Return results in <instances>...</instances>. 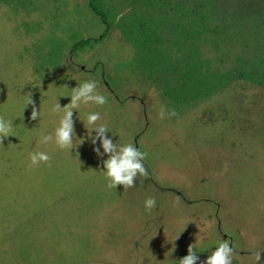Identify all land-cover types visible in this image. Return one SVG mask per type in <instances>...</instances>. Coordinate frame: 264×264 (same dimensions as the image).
Returning a JSON list of instances; mask_svg holds the SVG:
<instances>
[{
  "label": "rangeland",
  "instance_id": "1",
  "mask_svg": "<svg viewBox=\"0 0 264 264\" xmlns=\"http://www.w3.org/2000/svg\"><path fill=\"white\" fill-rule=\"evenodd\" d=\"M98 3L107 36L89 0H0V264H178L192 244L202 264L221 239L264 264V0ZM91 80L107 103L74 111L83 143H39ZM92 112L148 153L134 187L107 188Z\"/></svg>",
  "mask_w": 264,
  "mask_h": 264
},
{
  "label": "clouds",
  "instance_id": "2",
  "mask_svg": "<svg viewBox=\"0 0 264 264\" xmlns=\"http://www.w3.org/2000/svg\"><path fill=\"white\" fill-rule=\"evenodd\" d=\"M94 103L96 105H104L107 103V97L97 91V83L94 80L85 81L76 87L72 88L70 101L65 106L61 107L56 103L52 108L53 112H63L58 126L54 130V134H42L39 138V143L48 144L54 142L61 150H71L77 148L83 141L76 136L73 113L81 104ZM27 105H33L30 119L37 120L40 116V111L35 107L31 95L26 101ZM159 118L165 117V109L162 107L158 113ZM169 115H175V112H170ZM101 119L98 112H92L87 115V123L93 126L95 136L92 137V143L100 142V148H94L98 156L107 155V159L103 160V170L105 171V178L107 188L114 189L122 185L123 188H132L135 186L136 178L138 176L147 177L148 171L145 167L144 161L148 153L142 152L133 143H126L117 145L108 137V129L104 125H97V121ZM13 132V121L5 119L0 116V144L11 136ZM78 141V142H76ZM52 157L44 151H32L29 153L30 164L29 167L39 166L41 163L47 164L51 167ZM156 206V200L149 197L145 200V208L149 211ZM261 252H255V260L257 264L261 261ZM235 255V248L228 239H221L214 251H211L202 264H232ZM199 257L193 244L189 245L187 255L182 257L178 264H197Z\"/></svg>",
  "mask_w": 264,
  "mask_h": 264
},
{
  "label": "trees",
  "instance_id": "3",
  "mask_svg": "<svg viewBox=\"0 0 264 264\" xmlns=\"http://www.w3.org/2000/svg\"><path fill=\"white\" fill-rule=\"evenodd\" d=\"M99 0H89L91 10L97 15L99 21L104 26L103 36H107L111 29V22L107 16V13L100 7ZM87 44L86 40L76 42L73 44L72 49L78 48L80 45Z\"/></svg>",
  "mask_w": 264,
  "mask_h": 264
}]
</instances>
